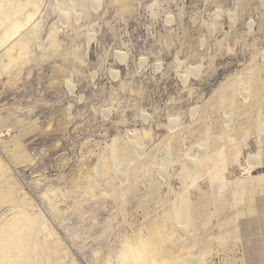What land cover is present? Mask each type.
<instances>
[{"label": "rangeland", "instance_id": "374dc122", "mask_svg": "<svg viewBox=\"0 0 264 264\" xmlns=\"http://www.w3.org/2000/svg\"><path fill=\"white\" fill-rule=\"evenodd\" d=\"M83 1L47 0L42 33H26L30 48L21 63L13 68L10 55L0 54V161L10 167L0 176V227L23 209L47 219L32 264H119L143 226L167 224L165 212L180 197L181 155L193 156L202 138L215 140L223 119H234V134L264 119V0H103L99 10L89 7L81 22L64 26L60 11ZM258 78L260 91L245 101L240 92L248 94ZM137 135L138 170L127 175L126 165L118 168L128 181L120 183L115 170L94 181L105 153L103 163L114 167V139ZM257 137L230 160L229 180L250 177L246 160L259 149L264 166ZM263 174L264 167L252 173ZM7 190L13 200L1 199ZM194 191L188 190L193 201ZM256 205L260 214L241 219V234L236 223L238 249L233 221L228 247L207 244L227 233L215 219L196 235L200 245L182 256L191 262L211 249L208 264H264V195ZM226 209L224 218L236 215Z\"/></svg>", "mask_w": 264, "mask_h": 264}, {"label": "bare ground", "instance_id": "6f19581e", "mask_svg": "<svg viewBox=\"0 0 264 264\" xmlns=\"http://www.w3.org/2000/svg\"><path fill=\"white\" fill-rule=\"evenodd\" d=\"M46 1L47 0H0V54L5 52L10 55V58L15 62L13 68L21 63V60L26 53H28L30 48L26 33L34 37H38L42 33L43 26L39 18L41 17L45 4H47ZM102 3H104L103 0H88L87 4L83 1L79 3V5L81 4L80 6L72 3L67 8L66 12L62 13L60 11V21L64 26H72L73 23L81 22L83 18L82 15H84L82 13L85 12L87 8L90 7V9L97 11L101 8ZM78 8H81L82 12L80 11L79 13ZM95 39V36L89 37V43L91 40ZM61 46L62 43L60 41L55 43V49H59ZM18 50H20V52L18 55H15L14 53ZM118 57L124 59L125 54H119ZM9 67L11 68L12 64H10L8 68ZM198 70H200V68ZM198 73L200 75V72ZM254 73L255 72L252 74L254 75ZM245 77H247L246 74H244V78ZM187 78L188 77L185 78L186 81ZM258 79L251 81L252 84L249 83L250 92L248 94L237 90L245 101H254L253 99L260 91L262 86L260 79ZM261 81H264V79H261ZM69 86L71 91H74V85L69 84ZM230 88H233V86ZM194 112H196V110H194ZM233 120V118L229 117L223 119L224 123H222L224 126L221 128L215 140H211L210 136H208L207 138H202L201 142L196 141L198 148L193 156H189V154L185 153L181 155V157H183L180 162L182 166L180 173H178L181 183L180 197L172 203V207L165 212L167 224L161 229H158L155 224L143 226L142 229L135 234L133 240H128L126 242L125 249L121 253L119 264H183L182 262L184 261V264H208L209 256L212 253L211 249L209 251H204L191 262L188 261L187 257H183L182 255L186 252L191 255L192 250L197 248L201 243L200 238L197 239L196 235L202 228H207L210 231V225L215 219L219 220L220 228L227 233L209 239L207 244L211 245V243L217 242V244L224 248L228 247L229 243L233 240L231 237L234 235L232 231H229V225L233 221L232 223L235 224L236 234L233 244L238 249L241 237L236 232V223L241 216L251 212L252 206L250 203L254 200V197L257 194L264 193V174L259 176L252 175L257 169L264 167L262 166L263 150L259 149L256 155L248 157L246 160L247 165L245 163L246 166L244 170L251 175L248 178H244L239 184L233 180H229L227 172L230 166V160H239L243 152V143L253 135V133H257L258 143H261L259 148L262 147V144H264V119H259L255 128L244 126L238 132L236 131V134H234L233 127H231V122H233ZM171 126L174 128L173 124ZM146 135L151 136V131H147ZM138 139V135L129 137L128 139L122 137L115 138L110 146V159L114 162V167L103 163V160L108 158V154L105 153L97 164L98 169L96 170H98V173L94 181L96 180L100 183L102 180L101 176L105 177L115 170L118 172H115V176H119L121 180L120 183H126L129 178L121 174L118 168L126 165L127 169L124 173H127V175L138 170V159H141V157H139L141 155V147L137 144ZM143 156L145 155H142V157ZM17 158L22 160L26 158V156L19 153ZM26 160L32 161V158ZM0 167H4L0 169V176H6L10 167L8 168L2 161H0ZM114 179H116V177H114L113 180ZM189 189H196L194 194L198 193V196L196 195L197 198L195 201L191 199L192 196L188 195L190 193H188ZM120 191L123 192V189H120ZM6 192L1 196V199H7L8 201L13 200L14 190H7ZM116 193L120 196L119 191ZM122 195L124 197V194ZM141 207L144 210L143 215L146 216L149 211L148 202ZM228 207L236 210V215H233L231 219L223 217ZM31 217L32 216L27 215V211L23 209L21 213H17L12 219L1 224L0 264H32L33 260L31 261V256L38 252V235L42 231L46 232L48 225L45 224L47 219L44 220L41 213L37 216L34 215L32 219ZM51 233L54 232L52 231ZM51 235H47L48 239ZM193 237L194 242L193 246H191V238ZM45 238L47 239V237ZM42 259L44 258L42 257ZM106 264L112 263L107 262Z\"/></svg>", "mask_w": 264, "mask_h": 264}, {"label": "crops", "instance_id": "0c3cea01", "mask_svg": "<svg viewBox=\"0 0 264 264\" xmlns=\"http://www.w3.org/2000/svg\"><path fill=\"white\" fill-rule=\"evenodd\" d=\"M259 195H264V193L257 194V195L254 197V200L251 201V203H250L251 206H252V207H251V208H252L251 212L248 213L247 215H243V216H241V217L239 218V221H237L240 234L242 233L241 219H243V218H245V217H250V218H252V217L258 216V215L260 214V211H259V209H258V207H257V205H256V197L259 196Z\"/></svg>", "mask_w": 264, "mask_h": 264}]
</instances>
